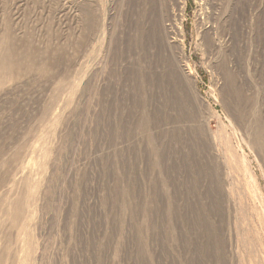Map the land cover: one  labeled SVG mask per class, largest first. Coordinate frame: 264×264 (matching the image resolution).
I'll return each instance as SVG.
<instances>
[{"label":"rangeland","instance_id":"obj_1","mask_svg":"<svg viewBox=\"0 0 264 264\" xmlns=\"http://www.w3.org/2000/svg\"><path fill=\"white\" fill-rule=\"evenodd\" d=\"M0 264H264V0H0Z\"/></svg>","mask_w":264,"mask_h":264}]
</instances>
